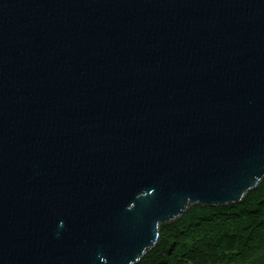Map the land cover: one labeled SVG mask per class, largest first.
Listing matches in <instances>:
<instances>
[{
  "label": "water",
  "instance_id": "water-1",
  "mask_svg": "<svg viewBox=\"0 0 264 264\" xmlns=\"http://www.w3.org/2000/svg\"><path fill=\"white\" fill-rule=\"evenodd\" d=\"M264 180V0H0V264H138Z\"/></svg>",
  "mask_w": 264,
  "mask_h": 264
},
{
  "label": "trees",
  "instance_id": "trees-1",
  "mask_svg": "<svg viewBox=\"0 0 264 264\" xmlns=\"http://www.w3.org/2000/svg\"><path fill=\"white\" fill-rule=\"evenodd\" d=\"M138 264H264V180L239 204L195 205Z\"/></svg>",
  "mask_w": 264,
  "mask_h": 264
}]
</instances>
